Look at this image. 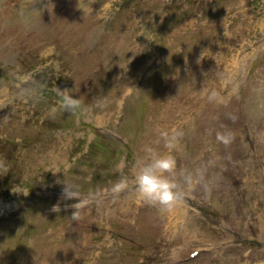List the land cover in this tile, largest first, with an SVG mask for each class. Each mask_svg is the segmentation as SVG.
<instances>
[{
    "label": "rangeland",
    "instance_id": "rangeland-1",
    "mask_svg": "<svg viewBox=\"0 0 264 264\" xmlns=\"http://www.w3.org/2000/svg\"><path fill=\"white\" fill-rule=\"evenodd\" d=\"M98 2L0 0V180L19 177L0 188V264H264V0ZM60 90L87 110L64 112ZM173 126L178 198L113 193ZM65 184L95 202L78 221ZM188 239L205 247L191 261Z\"/></svg>",
    "mask_w": 264,
    "mask_h": 264
},
{
    "label": "clouds",
    "instance_id": "clouds-1",
    "mask_svg": "<svg viewBox=\"0 0 264 264\" xmlns=\"http://www.w3.org/2000/svg\"><path fill=\"white\" fill-rule=\"evenodd\" d=\"M53 51V49L45 50L41 52V56L46 57L51 55ZM68 92L69 91L60 90L58 93V95L61 96L60 106L63 111H70L71 115H75L78 111L81 113L86 111V106L81 100L79 98H74L73 95L65 94ZM51 112L54 114L56 108L53 107ZM184 134L185 133L182 129H178L175 126L170 129L158 130V138L152 143H146L142 148L143 156H140L135 160V174L131 179L127 176H121L112 186L113 193L119 194L129 189L131 184L135 188L139 201L159 203L162 205H168L175 201L180 195V186L176 181V158L173 153L179 150ZM232 139L233 134L230 131L224 133L218 132L216 134V140L225 145L230 144ZM161 141L163 142V147L167 149L164 153H161L153 146L154 144L159 145ZM196 176L198 179L203 180V174L199 170L197 171ZM182 180L184 184L191 186L193 183V175L182 174ZM65 185L64 199H75L77 201L73 205L76 211L71 215V219L72 221H78L79 216L77 213L79 209L84 206L85 202L81 200L79 190L76 186L69 184ZM202 187L204 193L210 195L214 187V182L205 181L203 182ZM23 194L28 195L27 192ZM52 210L57 212V207L54 206Z\"/></svg>",
    "mask_w": 264,
    "mask_h": 264
},
{
    "label": "bare ground",
    "instance_id": "bare-ground-1",
    "mask_svg": "<svg viewBox=\"0 0 264 264\" xmlns=\"http://www.w3.org/2000/svg\"><path fill=\"white\" fill-rule=\"evenodd\" d=\"M109 6V3H107L106 4V7H108ZM96 8L99 10V11H101V0H99V2H98V6H96ZM178 211H180V210H178ZM185 216V215H184ZM180 217V216H179ZM191 239H188L187 241H185V244H186V246L188 245V247H189V244L191 243V242H194V241H190ZM184 247V245H179L178 247L176 246V249H177V251L175 252V254H176V256L177 257H179L180 255H181V251H180V249H182ZM183 251V250H182ZM185 255V254H184ZM183 255V256H184ZM183 256H181V257H183ZM185 256H188V254H186ZM200 256V255H199ZM180 257V258H181Z\"/></svg>",
    "mask_w": 264,
    "mask_h": 264
}]
</instances>
